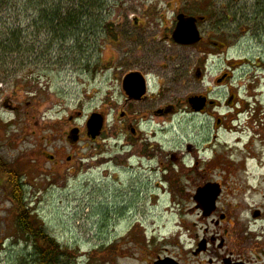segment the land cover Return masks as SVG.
Wrapping results in <instances>:
<instances>
[{"label": "rangeland", "instance_id": "rangeland-1", "mask_svg": "<svg viewBox=\"0 0 264 264\" xmlns=\"http://www.w3.org/2000/svg\"><path fill=\"white\" fill-rule=\"evenodd\" d=\"M78 2L89 13L77 8ZM54 6L61 8L53 13ZM98 10L118 12L103 16L96 15ZM177 10L207 17L199 24L205 40L195 48L158 45L168 64L166 90L179 111L164 124L148 128L157 142L150 158L124 157L123 139H117L115 129L107 138L92 141L86 136L71 143L70 131H85L91 114L113 91L102 68L115 47H106L102 26L136 33L140 30L128 22L131 17H123L125 12H161L165 25L146 17L147 26L153 20L167 26ZM43 13L77 19L61 36L49 32ZM222 36L229 48L218 53L212 43ZM120 47L115 49L118 54ZM246 57L264 62V0H0V106L7 95L19 106L17 116L2 108L3 103L0 108L4 119L12 118L0 122L9 144L5 153L23 180L34 217L68 252V264H148L153 249L177 252L178 246L190 242L186 228L205 223L194 200L198 187L218 181L232 193L245 184L243 171L264 170V158L260 163L256 156L245 157L249 152L264 154V142L247 145L246 114L235 118L226 102L234 89L247 103L249 66L235 69L224 86L216 83L225 62ZM259 86L264 100V80ZM192 94H204L218 105L193 112L187 103ZM219 118L225 119L222 126ZM207 145L211 149H204ZM189 150L194 157L183 159ZM69 155L71 162L66 160ZM51 156L58 161L52 162ZM15 242L3 247L1 264H9ZM32 245L28 255L30 264H36Z\"/></svg>", "mask_w": 264, "mask_h": 264}, {"label": "flooded vegetation", "instance_id": "flooded-vegetation-1", "mask_svg": "<svg viewBox=\"0 0 264 264\" xmlns=\"http://www.w3.org/2000/svg\"><path fill=\"white\" fill-rule=\"evenodd\" d=\"M117 12L98 10L96 15L108 16ZM125 13L127 15L123 17H131L127 21H131L132 27L140 31L136 33L127 32L120 26L119 31L113 32L107 27L109 24L103 26V32L106 33L108 40H105L106 47H115L113 48L114 54L104 58V68H102L106 75V82H110L109 87H113V91L106 93L103 106L100 110L94 111L104 115V129L98 138L92 139L87 135V129L84 131L80 128V138L77 143L86 136L92 141H97L104 135L107 138L106 134L111 129H115L118 130L117 139H123L122 154L126 153L124 157L143 160L142 158H150V149H155L154 145L157 143L151 140L155 134L149 132L148 128L160 123L164 124L168 118L174 117L179 111L178 105L172 102V97L166 90L168 78H165L164 74H167L168 64L165 59V50L158 45L165 46V43H172L181 49L195 48L204 43L205 39L202 37L197 46H185L174 41L173 32L177 25L178 16L180 14L191 15L185 11H175L172 23L167 26L156 25L157 20H153L151 26H147L150 21L146 17L158 18L159 22L165 25V22L162 21L165 16L158 15L161 12L156 15H153L156 13L155 11ZM138 14H142V16L140 17ZM202 22L204 21L198 20V26ZM164 30L166 31L164 32ZM125 39L128 41L126 44L123 43ZM227 41V37L222 36L221 39L213 41L212 44L218 53H225L229 48ZM117 47H120L119 54L115 51ZM157 57H161L159 64H157ZM243 59L241 62L232 60L225 62L226 68L217 77L216 83L217 86H224L233 77L235 69L242 67L243 64L249 66L251 72L246 80L247 103L240 100L238 92L234 89L229 92L226 102L230 108H233L235 118L241 112L246 114L245 126L249 137L247 145L255 141L263 143L264 100L259 98V85L260 81L264 80V62L261 57ZM158 71L160 78L156 75ZM199 71L202 75L204 74L203 68L199 67ZM116 84L117 88L115 87ZM115 90H118L116 96L114 95ZM191 96L207 97L208 101L205 108L201 111L195 110L189 101ZM211 101L204 94L187 96L190 109L196 113H204L209 107L218 105V101H215L214 104ZM2 103V108L5 107L11 113L18 115L19 106L15 104L11 95L4 97ZM238 108L243 109V111ZM0 120V122L10 123L12 118L5 115L4 119L0 114ZM224 121V118H219L217 124L222 126ZM5 130L6 128L0 125V264L3 260L1 258L4 253L2 252L3 247L9 248L8 245L13 241H16V248L12 249L14 250L13 254L8 253L10 255L9 264H30L28 249L30 242H32L35 258V234L30 232L28 206H26L27 210L20 216L15 210L11 213L15 207L11 198L14 182L23 185V180L14 167L12 158H8V154L5 153L9 145L7 139H4ZM255 156L262 163L263 153L253 154L249 152L245 155L246 158ZM176 159L175 157L173 160ZM66 160L71 162L73 156L69 155ZM51 161L56 163L58 158L51 156ZM162 166L163 164L160 167ZM162 170H165L164 167ZM254 171L259 170L243 171L245 184L238 186L237 191L232 193L225 192V186L222 182H213L220 185V192L216 198L215 210L212 215L208 218L204 217L202 220L205 223L202 225L199 222H194L192 224L194 229H185L189 234L190 242L181 247L178 246L177 252L168 249L151 250L148 264H155L157 261H165L170 264H264V170L259 171L258 175ZM208 183L212 182L209 181ZM18 197L19 199L26 198L21 193L18 194ZM8 203L12 204L6 207L5 205ZM196 206L204 215L197 202ZM3 211L4 215L2 214ZM12 215L14 217L11 218ZM199 221L201 222V219ZM11 230V235H9Z\"/></svg>", "mask_w": 264, "mask_h": 264}, {"label": "water", "instance_id": "water-1", "mask_svg": "<svg viewBox=\"0 0 264 264\" xmlns=\"http://www.w3.org/2000/svg\"><path fill=\"white\" fill-rule=\"evenodd\" d=\"M198 20H205L203 16L196 17L192 15L180 14L178 16L177 25L173 32V39L176 43L185 46L197 45L202 40V34L198 27ZM200 77V74H197ZM190 104L197 111H201L207 105L208 98L201 96H191L189 98ZM212 104L215 101H211ZM105 118L99 112L92 113L87 121V135L92 139L98 138L104 129ZM69 140L75 144L80 138V128L76 127L70 131ZM220 192V185L216 183H208L203 187L198 188L194 199L198 203L206 217L212 215L215 210V201ZM155 264H170L165 261H157Z\"/></svg>", "mask_w": 264, "mask_h": 264}, {"label": "trees", "instance_id": "trees-1", "mask_svg": "<svg viewBox=\"0 0 264 264\" xmlns=\"http://www.w3.org/2000/svg\"><path fill=\"white\" fill-rule=\"evenodd\" d=\"M79 5V6H78ZM86 5H80V2L76 5L77 8L88 11L89 9H83ZM96 6V4H95ZM61 7H58L56 9V6H54V12H58ZM86 8H88L86 6ZM73 10V9H72ZM44 14V13H43ZM203 16V15H202ZM205 18L204 22L207 20L206 16H203ZM76 17H70L66 16V18L62 19L59 15H42L41 19L47 20V29L49 32L53 34H58L61 36H65L66 34L69 33V27L73 26V21L75 20ZM61 19L64 22L62 23H56L55 20ZM77 19V18H76ZM104 25H107L106 23ZM103 25V26H104ZM46 27V25H44ZM103 26L101 29H103ZM77 27V26H76ZM75 27V29H76ZM21 193L26 197V191H25V186L24 185H19L16 181L14 182V187L11 192V198L14 202L15 205V211L16 213L20 216L25 210H27L28 204L25 201L26 198L24 199H19L18 194ZM28 213H29V227H30V232H34L35 234V258L33 261L36 264H68L67 258H68V252L64 250L62 245L54 238L52 237L46 229L40 225V221L34 217L33 212L31 211L30 207L28 206Z\"/></svg>", "mask_w": 264, "mask_h": 264}, {"label": "bare ground", "instance_id": "bare-ground-1", "mask_svg": "<svg viewBox=\"0 0 264 264\" xmlns=\"http://www.w3.org/2000/svg\"><path fill=\"white\" fill-rule=\"evenodd\" d=\"M213 145V144H212ZM204 149H211V145H207V146H204ZM201 150V149H200ZM199 150V151H200ZM194 157V154H193V151L192 150H189L187 153H185L183 156H182V158L183 159H191V158H193Z\"/></svg>", "mask_w": 264, "mask_h": 264}]
</instances>
